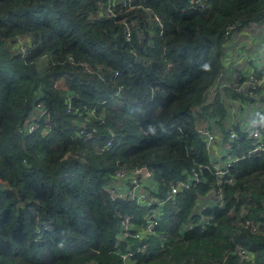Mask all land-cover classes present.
I'll list each match as a JSON object with an SVG mask.
<instances>
[{
    "label": "trees",
    "instance_id": "16d2710c",
    "mask_svg": "<svg viewBox=\"0 0 264 264\" xmlns=\"http://www.w3.org/2000/svg\"><path fill=\"white\" fill-rule=\"evenodd\" d=\"M109 1L113 16L104 14ZM189 5L0 0V264H264V152L248 153L247 131L233 123L240 138L230 154L240 159L218 177L199 132L219 128L226 142L230 105H264L259 88L250 96L221 69L232 31L264 21V0ZM38 103L51 114L47 132L41 122L23 133ZM142 166L158 199L193 169L200 181L160 206L158 235L124 263L115 252L119 216L143 224L146 209L111 197L121 180L114 173Z\"/></svg>",
    "mask_w": 264,
    "mask_h": 264
},
{
    "label": "built area",
    "instance_id": "2783aa9c",
    "mask_svg": "<svg viewBox=\"0 0 264 264\" xmlns=\"http://www.w3.org/2000/svg\"><path fill=\"white\" fill-rule=\"evenodd\" d=\"M132 1L133 0H117V2L123 7L130 6L132 4ZM110 3L111 2L109 1L108 8L104 12V14L113 16L114 8ZM197 5H202V0H190V9L196 8ZM152 21L155 22L160 28L163 27V24L156 13H152ZM137 33L138 32L136 31V34ZM124 36L126 39H129L131 37V27L126 23ZM219 75H221V73H219ZM224 84L225 83L223 82L222 85ZM226 84H229V82H226ZM263 84L264 72H262L261 74H250L249 78L243 80L240 85H237L236 83L234 85H236L237 88L245 86V92L250 96H254L256 93L255 91ZM119 87L122 89L123 86L120 85ZM37 108L38 111L34 114H30L27 121L22 124L21 131L23 133H29L35 130L39 127L41 122H44L43 132H47V123L51 118V114L40 103L37 104ZM69 109L70 105L67 106V110ZM83 109H85L90 116H95L97 119H100V123L104 122L103 119L99 118V116L96 115L97 108L95 106H84ZM246 131L247 137L251 141L248 153L257 151L264 152V144L261 141L262 135L264 134V116L254 120ZM199 132L206 138L208 144L216 138V134H213V132L207 128H201ZM237 133L238 132H236L232 128L228 130L229 138L225 142V152L223 155L224 162L222 164L221 162L217 161L209 162V165H211L218 177L225 175L226 170L224 168L230 166L233 162L239 161L240 159V156H238L237 154H230L232 146L229 144V142H233L234 140L240 138V135ZM89 135L90 133H86L83 129L79 130V136ZM220 139L223 140V138L221 137ZM110 146L111 141L108 140L104 145H102L100 150H108ZM209 165H207L206 168H208ZM199 172V168L193 169L189 176L190 179H185L184 181H179L178 183L171 184L169 191L163 199H158L151 196L147 188L145 187V185L147 184L144 183L145 181H151L153 183V179H155L154 176H152V172L146 166L134 169L117 170L114 173V177L116 179L118 178V180H121L118 190L111 191V197L113 199L122 198L123 200H136V205L140 206L142 209H146L142 217L143 224H138L136 222V217L134 214L123 213L119 216V227L117 234L115 235V252L121 257L124 263L135 261L134 254L136 251H146V238L151 235H158L156 227L159 224L160 206L166 201L172 200L174 195L179 191L180 188H187L192 182H199ZM128 181H130V184L124 185L127 184ZM202 208H204V206ZM209 219L210 217L203 218V220L205 221H208ZM192 225L193 223L190 222L185 226L191 228ZM245 225H250L252 231H257V226L252 224V222H250L249 220L245 221ZM123 246L126 248V250H122L121 247ZM134 246H136V248H134ZM236 253L240 258H247L249 256L248 251L242 247H238ZM88 264H95V262L91 261Z\"/></svg>",
    "mask_w": 264,
    "mask_h": 264
},
{
    "label": "crops",
    "instance_id": "0c3cea01",
    "mask_svg": "<svg viewBox=\"0 0 264 264\" xmlns=\"http://www.w3.org/2000/svg\"><path fill=\"white\" fill-rule=\"evenodd\" d=\"M225 52L227 54L222 58L221 69L224 72V77L229 82H234L233 86H236L235 83L240 85L241 82L238 80L247 79L250 74L264 72V21L251 22L244 30H233L229 40L225 43ZM259 90L260 95L264 97V84L259 87ZM257 104L248 105L236 102L234 105H230L224 120V127L228 130L233 123H237L238 129L247 130L254 120L264 116V105L257 108ZM238 107H241L242 111H238ZM259 114L262 116H258ZM243 117L244 120L242 121ZM215 134L222 135L223 133L218 128L215 130ZM208 152L210 161L221 162L225 152V141L215 138L210 143ZM152 184L150 181L146 186L153 187Z\"/></svg>",
    "mask_w": 264,
    "mask_h": 264
},
{
    "label": "rangeland",
    "instance_id": "374dc122",
    "mask_svg": "<svg viewBox=\"0 0 264 264\" xmlns=\"http://www.w3.org/2000/svg\"><path fill=\"white\" fill-rule=\"evenodd\" d=\"M57 85L59 86V87H62L63 88V85L61 84V82H58L57 83ZM65 87V86H64ZM115 96V95H114ZM113 97V95L112 96H110V99ZM264 136V134L262 135V137ZM145 183V182H144ZM144 185V184H143Z\"/></svg>",
    "mask_w": 264,
    "mask_h": 264
}]
</instances>
